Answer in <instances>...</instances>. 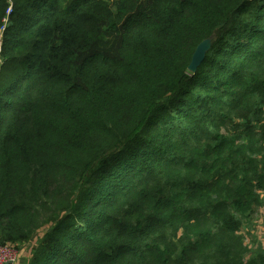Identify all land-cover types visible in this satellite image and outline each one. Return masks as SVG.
<instances>
[{"label": "trees", "instance_id": "trees-1", "mask_svg": "<svg viewBox=\"0 0 264 264\" xmlns=\"http://www.w3.org/2000/svg\"><path fill=\"white\" fill-rule=\"evenodd\" d=\"M0 41L1 244L264 264V0H0Z\"/></svg>", "mask_w": 264, "mask_h": 264}, {"label": "rangeland", "instance_id": "rangeland-1", "mask_svg": "<svg viewBox=\"0 0 264 264\" xmlns=\"http://www.w3.org/2000/svg\"><path fill=\"white\" fill-rule=\"evenodd\" d=\"M159 125H163V122H160ZM240 233L244 238V244L249 249L257 247L259 244H264V205L258 207L257 209L254 208L253 211L249 213L247 216V221L241 226ZM32 245V242L18 245V249L21 252L18 264H25L26 259H29L26 256H28L29 253L34 250V248L32 249Z\"/></svg>", "mask_w": 264, "mask_h": 264}, {"label": "water", "instance_id": "water-1", "mask_svg": "<svg viewBox=\"0 0 264 264\" xmlns=\"http://www.w3.org/2000/svg\"><path fill=\"white\" fill-rule=\"evenodd\" d=\"M211 45V39H206L197 45L187 68L190 73L194 74L197 71L204 61L206 53L210 50Z\"/></svg>", "mask_w": 264, "mask_h": 264}, {"label": "built area", "instance_id": "built-area-1", "mask_svg": "<svg viewBox=\"0 0 264 264\" xmlns=\"http://www.w3.org/2000/svg\"><path fill=\"white\" fill-rule=\"evenodd\" d=\"M4 30V27L1 31ZM21 252L14 244L0 243V264H18Z\"/></svg>", "mask_w": 264, "mask_h": 264}]
</instances>
